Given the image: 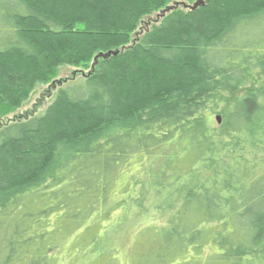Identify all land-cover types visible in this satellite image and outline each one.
<instances>
[{
	"label": "trees",
	"instance_id": "1",
	"mask_svg": "<svg viewBox=\"0 0 264 264\" xmlns=\"http://www.w3.org/2000/svg\"><path fill=\"white\" fill-rule=\"evenodd\" d=\"M114 50L0 125V264H264V0H0V120Z\"/></svg>",
	"mask_w": 264,
	"mask_h": 264
},
{
	"label": "rangeland",
	"instance_id": "2",
	"mask_svg": "<svg viewBox=\"0 0 264 264\" xmlns=\"http://www.w3.org/2000/svg\"><path fill=\"white\" fill-rule=\"evenodd\" d=\"M175 5V4H174ZM172 5V6H174ZM167 9V8H166ZM189 9V8H186ZM162 14V13H160ZM159 15H155L154 17H152L150 20H146L145 22H151L157 20ZM157 23V21H156ZM151 24H147V27L150 29ZM144 26V24H143ZM115 52L120 53L119 50H114ZM110 52V51H109ZM103 53V54H107ZM100 54V53H99ZM97 54L93 61L89 62V65L87 66H81L79 68L77 67H72V66H63L60 68L59 71V75L58 77L55 79L57 85L52 86L53 82H51L52 84H44V85H40L38 86L30 95L29 99L20 107L18 108V110L6 117H3L0 120V125H4L7 122L13 121V120H21L24 118H29L30 116H37V115H42L47 108H49V105L52 103V101L55 99L59 89L67 86L70 82H76L78 80L81 79V77L87 76L89 73L91 74L94 70L95 67L97 66V64H95V58L99 55ZM111 57H115V56H110ZM100 59H104L102 57L99 58ZM109 59V58H108ZM98 60V62H99ZM106 60V59H105ZM94 66V67H93ZM59 81L61 82V84H59ZM245 88V87H244ZM245 89L242 88L241 91H244ZM225 111V108H219V113L217 114H213L212 116V123H218L217 118L219 117L222 120V114ZM219 124V123H218ZM130 233V235H129ZM134 235L133 230H126L125 234H124V239L122 240V244L125 247L126 245H130V238ZM130 236V237H129ZM126 241V243H123V241ZM114 242V241H113ZM115 243V242H114ZM120 241L118 240V243L116 242V244H121ZM78 261H83L82 259L78 260ZM75 260H68L65 264H69V262H71L72 264H78Z\"/></svg>",
	"mask_w": 264,
	"mask_h": 264
},
{
	"label": "water",
	"instance_id": "3",
	"mask_svg": "<svg viewBox=\"0 0 264 264\" xmlns=\"http://www.w3.org/2000/svg\"><path fill=\"white\" fill-rule=\"evenodd\" d=\"M203 2L202 1H198L197 3H195L194 5H186L185 3H181L182 7H184L185 9L186 8H189V9H195L197 8L199 5H201ZM180 5V3H176L174 6H170L168 7L162 14H164L166 11H170L172 8H177L178 6ZM119 53L118 52H115V51H110L108 52L107 54H103V53H100L96 58H95V64L98 63V60L100 57L104 58V59H108L110 58V56H117ZM94 67V66H93ZM90 75V73L88 74ZM59 84H61V82L59 81ZM57 85L56 82H53V85L52 86H55ZM217 121L218 123H221V119L218 117L217 118Z\"/></svg>",
	"mask_w": 264,
	"mask_h": 264
}]
</instances>
